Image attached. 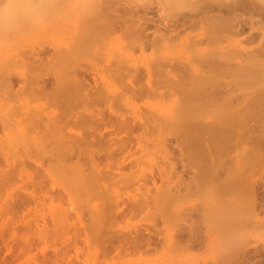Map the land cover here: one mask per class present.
<instances>
[{
    "label": "rangeland",
    "instance_id": "obj_1",
    "mask_svg": "<svg viewBox=\"0 0 264 264\" xmlns=\"http://www.w3.org/2000/svg\"><path fill=\"white\" fill-rule=\"evenodd\" d=\"M161 1L162 0H0V264H43L47 256H51L54 252L64 253V249L66 250L65 252L68 253L66 256L70 255L71 261H74V264H167L169 261L172 262L174 258H178L177 260L182 258L177 261L176 264H224L226 260L224 255L227 253V251L225 252L227 249L224 245V234L231 227L230 225L234 226L235 223L228 224L229 228L223 226L219 230L214 228L212 232L209 230L210 235H212V243L208 250L198 251L192 249L185 251L181 249L180 246L176 245L167 248L158 246L157 251H150V253L143 252L141 254L135 252L132 256L130 255L131 258L129 259L127 257L130 256H125L121 259L116 257L115 259L113 252L101 254L96 251L97 245L100 246L99 243L101 242H99L100 238L97 235L100 227L101 229L103 228V231L100 230L99 234L102 235L103 233L104 235H110L113 233L115 234L117 231L133 233L138 229L149 226L153 220H160V226L164 225L162 224L163 218L161 216L166 214L160 212V210L159 212L162 214H159V212L157 214L155 211L150 212V215H152V213L153 215L149 216V214L146 215L145 212H137L136 215L134 214L133 216L116 219L113 217L115 214L114 209H109H111L110 206L114 205L112 204L114 200L121 201V203H130L129 201L133 203L135 200L132 201V196H135L136 201L140 198L139 196H142L144 193L142 190L145 189L141 190L140 188L137 189V187H141V185L143 187L142 182H147V185L150 186V177L156 173L158 174L161 167L163 168L168 165V162L166 164L164 158L166 156V150L152 147V143L144 149L135 148L132 153L127 156L126 152L117 151L112 155L109 154L110 152L106 148L102 147L103 149H101L95 146L97 149H100L99 165H97L96 168L100 174H103L102 183L105 185V190H107L105 191L103 188H99L97 185L98 183L92 180L94 178H90L92 174L94 175L95 172L96 174L99 172L95 170L93 173V168L87 165L88 163L83 158L78 161H74V158L72 161L65 158V160H67L65 162V160L61 158L65 153L63 152L64 154H62L63 150L61 148L62 151L58 150L59 144H55L56 139H58L57 136L61 135V133L59 134V132H56L58 128L61 131H65L64 135H67L66 133L69 134L71 131L84 133L87 130L89 131V122H87L89 117L92 118L96 114H98V117H109V115H111V109L123 116L131 117L133 113L142 112L143 114L144 112V114H146L149 109L152 111V108L160 106L162 107V112L163 110H165L166 113L169 111L167 114L165 112L162 113L163 115L161 114V117L165 116L163 119H166L167 116H170L168 114H170V112L172 113L175 109L174 106L177 109V105L179 106L181 104L179 108L182 107L183 100L181 101L179 99L184 95L183 91L178 89L183 93H181V97H179V91L173 92V88H168L169 84L165 82L167 78H165V80L163 77L164 81L161 82L162 80L160 81V78L162 77L159 76L160 74L154 73V71L157 70V66L153 63L157 57H171L175 53L181 52L180 50L183 48V50H185V48L196 39L195 35L199 31V27L195 26L184 29L175 36H170L172 32H169L167 33L168 36L166 39L161 43H158L156 46L154 45V47L148 46L143 52L138 48V43L141 40L139 36L132 33L126 34L127 32L123 34L124 31L123 33L121 32L127 28L124 22L120 23L116 28L111 27V24L114 23L116 19L114 14L116 10H119L127 19H130V15L135 11L139 14L145 12L149 13L150 16H153L154 21H157L156 23L151 22L150 24V29L153 30L157 27H162L161 25L155 26V24H159L160 22L165 26L178 22L177 16L181 13H185L188 8V0H177L179 3L174 0L176 4L172 7H169L165 2L163 7L159 6L161 5ZM224 2L240 6L239 20L247 23L243 25V33L231 35L232 32L236 31L237 22L236 19L230 21L229 25L224 29L222 42L218 43V46L216 45L215 47L219 48V46H221V48H224L223 50L228 53H232L235 49H239L242 54H245L244 56L242 55L243 59L241 58L242 60H240L241 64H250L252 62L250 58L252 54H254L257 44L264 41V18H259L256 14L254 15L257 9L264 10V0H224ZM69 7L79 10L88 9L87 11H89V9H91V11L92 9L95 11L101 9L103 13L99 15L100 18H95L96 21L91 29H83V34H81V28L85 26H80V22H75L67 17H61L54 21L42 20V15L45 13L47 14L55 9ZM30 9L34 14L31 12L29 16L28 10ZM225 16L231 19V15ZM255 16L258 22H255V27L251 30L248 27V21L250 18H255ZM202 24L201 22L200 25ZM89 30L93 32H89ZM162 30L164 29L162 28ZM250 33L255 36L251 43L246 41V37ZM79 43H85L86 48H77L74 51H72L73 49L70 51L67 50L68 47H76L72 44L77 45ZM186 50L188 51L181 53L185 57H188V55L191 54H188V52L191 51L187 48ZM237 51H235V53ZM228 61V59L227 61L224 60V78L222 77L224 79V90L222 89L223 86L221 87L224 93L222 91L220 92L223 94L218 92L220 90L219 88L218 90L215 89L214 92L220 95V98L222 95L224 96V104H222L224 108H222L221 101L219 102L221 106H217L224 110V154L217 158L220 159L223 157L222 159L219 161L216 160L218 163L215 164L219 165L216 166L214 164L216 170L222 169V172L210 174L208 176V182L215 188L224 185L221 187L223 191H221V194H224H220L221 197H224H222V200H224V209L219 208V211H215V216H218L219 212V216L224 215V218L228 217L227 214L230 216H234L235 214L239 216L241 214V217H246L244 213L248 214L246 218L242 219L246 222L241 223L240 226L243 225L245 233L249 232L250 234H247V236L244 235L243 237L245 239L249 237L247 241H249L250 244L252 243V246L262 247V244H264V221H262L264 213L262 212L264 211L261 212V210L258 209L257 202L253 203L256 199L253 201L250 200V198L254 193L258 195V191L264 190V187H262V183H264V142H262L264 138L262 137L264 136L261 137V135H264V133H262V131H264V115L259 113L262 116H258L256 112V116L253 117V119L251 117L249 120L250 108L252 109V107H248L250 110L249 116L245 115V117H243L244 113L242 110L244 109V102L246 99L248 100V94H244L245 88L247 86H254L255 89L259 90L264 88V74L257 77V73L255 74L252 71L242 72L233 66V64H235L234 62L232 65L230 63L229 66ZM145 64H147L151 71L150 74L152 77L150 76L149 78H155V80L158 79L161 82L159 84V81L156 80L158 82L157 90L160 92V97H155L156 95L152 93L149 94V92L140 97L131 96V94H129L130 85H128L126 81L128 78L124 76L125 72L120 76L121 79L113 80L117 69H123L126 72L137 69L143 73L145 72ZM68 65H72L73 67L76 66L74 68H85L84 70H87L91 86L87 100H85L84 92H80L79 97L78 94L71 93L67 98L63 95L65 93L62 91L59 92L60 90H58L56 93L57 95H55L53 92L56 91L55 88L58 87L57 85L51 86L47 84L46 93L42 91L41 88H43V84L41 79L43 77L46 78L47 75L65 70ZM171 73L179 74L176 70ZM6 74L13 75L11 81L5 80L4 76ZM154 75L157 78L154 77ZM255 75L256 77H254ZM122 77H124V80ZM218 77L220 78L221 76L218 75ZM110 78L111 81H109ZM219 78L217 79L216 76L217 80H219ZM93 79H96L95 82ZM120 80H122V82ZM219 82H221V80H219ZM221 83L223 84V82ZM154 84L155 83H153V86H155ZM222 84L218 85L221 86ZM218 85L217 87H219ZM248 87L247 93L251 92L248 90L251 87ZM60 88L62 90L64 85H60ZM170 88L173 90L171 91ZM51 90L52 93L49 94ZM167 92H169V94ZM216 96L214 97L213 94L214 98L212 99H215ZM218 98L215 100L217 101ZM66 99L70 101L68 107H65L64 101ZM182 99H184V97ZM177 101H181V103ZM209 103L207 102L206 104L210 105ZM215 103H213V107L215 106L214 109L218 111L216 112L215 110V112L218 114L221 110L216 108V105H219V103L216 105ZM247 104L245 103L244 106ZM210 107V110H213L212 105ZM256 109L253 112H255ZM177 110L180 111L179 109ZM189 112L191 113V110ZM212 112L216 115L214 110ZM244 112H246V108ZM150 113L147 114L150 115ZM182 114L185 113L182 112ZM47 115L50 116L49 120H46ZM175 116L178 117L177 112ZM239 117H248V119L242 120L241 118L239 119ZM99 127H101V125ZM55 128L57 129L54 130ZM52 130L58 134H54ZM38 131H40V133ZM30 135L37 136L34 141H43L42 144L37 142L41 144V146L34 147L33 143H30ZM165 135L172 140L171 142L169 141L170 139L168 140L162 135V137L166 138V141L168 140V142L171 143L167 142V144H170L167 146L169 149L168 152H171L172 155L177 154L178 156L179 150L177 149H179V145L177 146V143L175 144L176 141L173 140L172 135ZM259 135L262 139L259 138ZM50 136L53 137V139L55 137L57 138L53 142ZM142 140L145 142V139ZM163 141H165V139ZM58 142H60L59 139ZM178 143L180 144L179 140ZM51 145L53 146V150L50 148ZM58 152H61L62 156ZM64 156L66 157V155ZM176 160L177 164L178 157ZM130 164L133 166L131 169L129 168ZM167 167L168 166H166V168ZM46 168L50 169L49 175L46 173L48 170L45 171ZM175 168L176 170L173 172H178L176 175L182 172L184 168L183 173L185 177L188 176V179L185 178L187 180H190L189 176H193L192 174H194L188 167H186V171L180 161ZM84 172L87 175H85ZM118 172H123L124 175H122V173V176H116ZM50 173L56 176L55 181ZM81 173L85 176L82 175L81 177L83 178L77 180L78 175ZM41 175L49 178H45L48 183H45L46 181L43 179L44 183L42 184L45 185L43 186L41 184L42 187L41 185H37L39 180V183L42 182L41 179L43 177ZM52 178L53 184L51 182ZM170 178H172L171 181L173 182H179L175 174ZM90 179L93 181L92 183H89L88 180ZM47 184L52 185L50 186ZM67 190L69 194L66 192ZM100 190H104L105 193L102 195V193H99L101 192ZM148 190L151 192H148L151 195V190H154V187L150 186ZM153 192L155 193V190ZM67 194L70 195V197H68ZM106 194L112 197H107ZM256 195L254 197H258ZM181 197L182 196L178 198L176 203L170 205L167 212L169 220L166 219L167 217H164L166 220L163 219L167 221L166 223L168 226L166 225V227L170 230L174 229L175 231V229L180 226L178 222L179 219L186 217L185 212L190 211L192 214L191 220L196 221V227H199L203 234L202 237H204L205 225L201 220L194 217L195 213L192 212V210H194L193 206L197 204L196 199L189 195H185V198ZM241 197L243 199H241ZM110 198L113 199L111 200ZM139 200H141V198ZM193 203L195 204L193 205ZM227 203H230L231 206L227 205ZM251 203L256 206H252ZM103 207L106 209L103 210ZM62 208L69 210V214H66L68 218L66 215L63 216L64 213ZM96 209L100 210L98 214L96 213ZM178 209H183L184 211L181 210L182 212H180ZM60 210L63 214H60ZM182 213L184 216L181 215ZM255 213H257V215ZM154 215L158 218L156 219ZM101 216H107L110 220L107 217L108 220L106 218L102 220L100 218ZM257 220L262 222H260L261 225ZM255 221L258 223L257 225H255ZM251 227H256L258 230H253ZM87 232L88 234L90 233L89 235L96 234L95 236H97L99 240L97 241V239H93L92 236H88V239L91 237V241H83ZM171 232H173V230H171ZM76 234L79 235L80 238L75 242L73 237ZM220 241L222 244H220ZM87 242L88 244H86ZM113 244L116 243L114 242ZM76 248H82L80 253H77ZM43 253H45L46 256H43ZM64 259L59 260L58 258L55 264H64ZM67 261L66 264L68 263ZM170 262L168 264H170ZM45 264H51V262H46Z\"/></svg>",
    "mask_w": 264,
    "mask_h": 264
},
{
    "label": "bare ground",
    "instance_id": "obj_2",
    "mask_svg": "<svg viewBox=\"0 0 264 264\" xmlns=\"http://www.w3.org/2000/svg\"><path fill=\"white\" fill-rule=\"evenodd\" d=\"M176 1H174V0H162L160 2L161 5H159V6L163 7L164 2H165L168 4L169 7H172L173 5L176 4ZM177 3H179V1H177ZM187 7L188 8H187V11L185 13H181L177 16L178 22H175L169 26H165L163 23L160 22L159 24H155V26L161 25L162 27H160V28L157 27L153 30L150 29V24H151V22L156 23L157 21H154L153 16H150L149 13H147V12H145L143 14H139L138 12L135 11L130 15L131 18L127 19L121 14V12L119 10L118 11L116 10V11H114L116 19L114 20V23L111 24L112 25L111 27L116 28L120 25V23L124 22V24L127 26V28L125 30H122V31L119 30V31H121L122 33L124 31L123 34H125V32H127L126 34L132 33V34H135L136 36H139L141 38V40L138 43V48L141 52H143L145 50V48L148 46L154 47V45L156 46L158 43H161L164 39H166V37L168 36L167 33H169V32H172V34L170 36H175V35H178L184 29H187L190 27H195V26L199 27V31L195 35L196 39H194L192 44H190L188 47H186L187 49H189L191 51V52H188V54L191 53L190 54L191 57H190V55H188V57H185L184 55H182L181 52L185 53L188 51V50H186V48H185L186 51L183 50L184 49L183 48L182 49L183 51L180 50L181 52L175 53L171 57L165 58V57L161 56V57L156 58L154 56L156 59H155L153 64L157 66V70L154 71V73L160 74L159 76L162 77V78L159 77L160 81L161 80H162L161 82L164 81L163 77H164V79L167 78L168 81L165 79L166 80L165 82H167V84H169L168 88L169 87L173 88L174 89L173 92L179 91L180 92V93L178 92L179 95L182 93L181 90L184 93V95H182V97H181V95L179 96V97H181L179 100H181V101L183 100L182 101V103H183L182 107L179 108V106H181V104L179 106L177 105L178 103L176 104L178 107L177 109H179L180 111H178L176 109V107L174 106L175 109L172 111V113L170 112V114H168L171 117L167 116L166 119H163V118H165V116L161 117V114L163 112H165V110H163V112H162L161 111L162 107H160V106L152 108V111L149 109L148 110L149 112L147 111V113H150V111H151L150 115L147 113L144 114V112L142 114V112H141V113H133V115L131 117L123 116L122 114H119L115 110L111 109L110 110L111 115H109V117H106V118H104L103 116L98 117V114L94 115L92 118L89 117L87 119V122H89V131L87 130L84 133L79 132V131L78 132L77 131H75V132L71 131L72 133L69 132V134L66 133L67 135H64L65 131L62 130L63 131V133H62V131L59 130V128L58 129L55 128L54 130L57 129L56 132H59V134L61 133L60 136L59 135L57 136L60 142H58V139H56L57 137H55V136L58 133H56L54 130H52V131H54V134L56 133V135L54 136L55 138L53 139V137H51V136L50 137L53 140V142L56 139L57 142L55 141V144L56 143L59 144V147L57 146L58 150L59 151L63 150L62 154L65 153L64 155H66V157L64 155L62 156L61 152H58L62 156L61 158H63V160H65V158H67V160L70 159L72 161V159L74 158V161H78L79 159L83 158L88 163L87 165H89L91 168H93V170H92L93 173L95 170L97 172H99L96 167H97V165H99L98 160L100 159V157H99V152H100L99 150L100 149H97V148L103 149L102 147H104L107 150H109V152H110L109 154H112V155H114L115 152H117V151L126 152L127 156H129L135 148L144 149L147 146H150V144H152V143H153L152 147L163 148L166 150V156L164 158H165L166 164L168 162V165H166L168 167L167 168H166V166L163 168L161 167L158 174L156 173L155 175H152L150 177V180H149L150 186L154 187L155 193L153 192L154 190H151L152 194L150 195L151 192L148 190V187H150V186L147 185V182H144V183L142 182L144 188L142 187V185H141V187H139V186L137 187V189L138 188H140L141 190L145 189V190H142V191H144V193L141 191L145 195H143L142 193H140V194H142V196L138 195L141 198V200H139L140 198L138 196L137 197L139 199H137V201L135 199V196L134 197L132 196V198H133L132 201L135 200L133 203L131 201H129L130 203H127V202L121 203V201L119 202L117 200L116 201L114 200V203H112L114 205L110 206L111 209H109V210L114 209L115 214L113 217L116 219L129 217L131 215L133 216L134 214L136 215L137 212H141V213L145 212L146 215L149 214V216H152L153 213H152V215H150V212L156 211L158 214L159 210H160V212L166 214V215H162V216L159 215V216H161L163 219H165L164 217H167L166 219H168L169 215H167V212L169 210L170 205L176 203L178 198H180V196H182L181 198H185L184 197L185 195H189L190 197H193L196 199L197 204L195 206L194 205L195 203H193L194 210H192V212L195 213L194 217L201 220L202 223L205 225L204 233L206 236L204 235V237H202L203 234L201 233V230L199 229V227H196V221L191 220L192 214L190 211H188V212H185L186 217L179 219L178 222L180 223L179 224L180 226H178L177 229H175V231H174V229H171V230H173V232H171V230L166 227V225L168 226V224L166 223L167 221H165L166 219L165 220L162 219V224H164L162 226H160L161 225V223L159 222L160 220H157V221L153 220V222L150 223L149 226L146 225L147 227L142 228V229H138L137 231H134L133 233H130V232L127 233V232H122V231L116 232L115 231L116 232L115 234L113 233L110 235H104L102 233V235H101L99 233H100V230L103 231L102 230L103 228L101 229V227H100L98 234H97L98 237L100 238V240L97 236H95L96 234L94 235L92 233L94 235L93 236V235H89L90 233L88 234V232H87L88 235L87 234L85 235V237L83 238V241L90 242L91 237H90V239H88V236H92L93 239H97V241L99 240V242L101 241L99 243L100 246L97 245V249H96V251H98L99 253H101V254L108 253L109 254L110 252H113L115 259H116V257L121 259L122 257H125V256H130V255L132 256V254L135 252L141 254L143 252H146V253L149 252L150 253V251L151 252L157 251L158 246H161L163 248H165V247L167 248V247H170L172 245H176V246H180L181 249H183L185 251L186 250L187 251L192 250V249H196L198 251L199 250H208L211 246V243H212V239H211L212 235H210V232L213 231V228L219 230L223 226L228 227L229 226L228 224L235 223L234 226L230 225L231 227L230 228L228 227L229 229L226 227L228 230L225 233L226 235L224 234V245L227 249V250H225V252L227 251V253L224 255V257L226 258V260L224 261V264H264V244H262V247L254 246V245L252 246L251 245L252 243L250 244L249 241H247V239L249 237L246 239L243 237L244 235L247 236V234H250L249 232L245 233L243 225H242L243 227L240 226L241 223L246 222V221H243L242 219L246 218L248 216V214L244 213L246 217H244V216L241 217V214L239 212V214H240L239 216L235 214L236 216L234 215L235 216L234 217V216H230L229 214H227L228 217L224 218V215L219 216L220 215V212H219V215L215 216V213H214L215 211H217L219 208L224 209V206H223L224 200H222L223 196L221 197V195L224 194V193L221 194L223 192L221 187L224 185H221V187L219 186V188H220V190H219L218 187H217L218 188L217 189V188L213 187L212 185H210L208 182V179H209L208 176L210 174H214V172H218V173L222 172V169L216 170V167H214V164L218 163V162H216V160L219 161L223 157H221L220 159H217V158L220 157L222 154H224V110L219 108L222 104H224V96L222 95L224 93L223 92V90H224V86H223L224 85V79H223L224 78V73H223V71H224V60H226V61H227V59L229 60L228 61L229 66H230V63L232 65L234 62L235 64H233V66L235 68L241 70L242 72L252 71L255 74L257 73V77H258L259 75L264 74V41H261L257 44V47L254 50V54H252V57L250 58V59H252V62L250 64L249 63L248 64H241L240 60H242L243 56L245 55V54L241 53V50L235 49V51L239 50L237 52H240L241 56L243 55L242 57L240 56V53H237V52L235 53V51L232 53L229 52L230 53L229 54L228 52L224 51L223 50L224 48H221V46H219V48L215 47L216 45L218 46V43L222 42L223 37H224V29L229 25L230 21H233V19H236L237 24H236V31L232 32L231 35H239V34L244 32L243 25H245L247 22H245V21L241 22V20H239L240 6L235 5V4H230V3L228 4L227 2H224V0H188ZM30 10H28V15L29 14L31 15L32 10L31 11ZM87 10H79L77 8H70V7L69 8L55 9L50 13L48 12L47 14L46 13L43 14L42 20L43 21H54V20L61 18V17H67L70 20H73L75 22H77V21L80 22V26H85V27L81 28V30H82L81 34H83V29L84 30L86 28L91 29V27L94 26V23L96 21L95 18L96 17L100 18L99 15H102V13H103V10L101 11V9H98L96 11L93 9H92V11H91V9H89V11H87ZM32 13L34 14V12H32ZM255 14L259 18H264V10H262V9H257L256 12H254V15ZM225 15H231V19H229ZM201 22L203 23L202 25H200ZM255 22H258L256 16H255V18H250V20L248 21L249 29L252 30L255 27L254 26ZM162 28L164 30H162ZM114 30H116V29H114ZM84 32H87V31H84ZM89 32H93V31L89 30ZM254 38H255L254 34L250 33L246 37V41H249V43H251L254 40ZM72 45L76 46V47H72V46L68 47L67 48L68 51H70L71 49H73L72 51H74L77 48H80V49L86 48L85 43H79L77 45L72 44ZM78 51H81V50H78ZM224 52H226V53H224ZM224 55H225L226 59L224 58ZM74 67H76V66H74ZM74 67L72 65H68V67L65 68V70H63V71L61 70V72L59 71L58 73H55L52 75H47L46 78L43 77L41 79L42 84H43L42 85L43 88H41L42 91H44V93H46L47 84H49L51 86L57 85L58 87L55 88L56 91H54L53 94L57 95L56 94L57 91L60 90L59 92L62 91L63 93H65L63 95H65L68 98L71 93L78 94V97H79V93L84 92L85 100H87V96L89 95L90 89H91L90 82H89L90 78L88 79L89 74H88L87 70H84L85 68L83 69V68H74ZM144 70H145V72L142 73V71H138L137 69L133 70L131 72H126L123 69H117L115 71V74H114L115 77H113V80L114 79L119 80V78L121 79L120 76L123 75V73L125 72L124 76H126V78H128V80H126V81H127V84L130 85V87H129L130 93L129 94H131V96L140 97L144 94L146 95V93L149 92V94L152 93L153 95H156L155 97H160L161 96L160 92H158V90H157V86H158L157 81H159V80L156 79L157 80L156 81L155 78L154 79L149 78L150 76L152 77V75L150 74L151 71L148 68L147 64H145ZM175 70L178 71L179 74L171 73ZM155 75H154V77L157 76V75L156 76ZM218 75L221 76L220 78H222V77L223 78L220 79L218 77ZM165 76H167V77H165ZM216 76H217V79L219 78V80H221V82H223V84L221 82H219V80L216 79ZM254 77H256V75ZM4 78L7 81H11L13 78V75L6 74L4 76ZM122 78L124 80V77H122ZM95 80H94V82H95ZM152 80H154V81H152ZM251 80L254 81L253 79H251ZM109 81H111V78ZM120 81L122 82V80H120ZM160 81H159V84L161 83ZM104 82H105V80H104ZM153 83H155L154 85L156 87L153 86ZM217 83L222 84V85L219 86ZM110 84H111V82H110ZM250 84H251V82H250ZM60 85L61 86L64 85V88H62V90L60 88ZM217 85L219 87H217ZM215 86H216V88H215ZM221 87L223 90L221 89ZM247 87L244 90V94H246V95L248 94V97L246 96L248 98V100L246 99L247 102L243 101L244 102V104H243L244 109L242 111L244 113L243 117H245V115L249 116L248 114H249V111L251 110L250 111V118H249V120H250L251 117L253 119V117L256 116V112L258 113V116L264 115V88H261V90H259V89H255L254 86L253 87L250 86L252 88V90L250 87H248V88H250L248 90H250L251 92L247 93ZM218 88L220 89L218 92H220V91L223 92V93L220 92V93H222L221 98H220V95H217L216 93H214L215 89L218 90ZM173 89H171V91ZM178 89H181V90H178ZM52 90H54V89H52ZM52 90L49 92V94L52 93ZM167 93L169 94V92H167ZM220 93H218V94H220ZM157 94H158V96H157ZM213 94H214V97L217 95L215 99H217L219 97L221 100L219 98H218L219 101L212 99V98H214ZM183 97L185 100L182 99ZM222 98H223V101H222ZM181 101L180 102L177 101V102L181 103ZM209 101H210V103H209ZM220 101L222 102L221 105L219 103ZM64 102H65V107H68V104L70 103V101L68 99H66ZM207 102L210 105L206 104ZM215 102L219 103V105ZM213 103H215V105L217 104L216 108L221 110V112L219 110L220 113L216 114V112H218V111L216 109H214L215 106L213 107V105H214ZM245 103L246 104L248 103V104L246 106H244ZM211 105H212L214 113L216 115L213 114L212 109L210 110ZM217 106H219V107H217ZM249 106L252 107V109L250 108V110H249L248 109ZM222 108H224V106ZM245 108H246V112H244ZM253 108H254V110L257 108L255 112H253L254 111ZM190 110H191V113L189 112ZM215 110H216V112H215ZM176 112H177L178 117L175 116ZM182 112L185 114H182ZM245 113H247V114H245ZM259 113H262V115H260ZM251 114H255V115H251ZM47 116H48V118H47ZM47 116H46V120L47 119L49 120L50 116L49 115H47ZM237 118H238V116H237ZM240 118L241 117H239V119ZM241 119L242 120L248 119V117L241 118ZM81 124H83V123H81ZM100 125H101V127H99ZM52 131H50V132H52ZM38 132L40 133V131H38ZM150 133H151V135H150ZM164 133L167 134V136L169 134L172 135L173 140L176 141V142L174 141L175 144L177 143L176 145L177 146L179 145L178 146L179 149H177V150H179L178 156H177V154L172 155L171 152H168L169 149L167 148V146L171 144L170 142H168V140L170 138L166 137V135ZM262 133H264V131H262ZM46 134H47V132H46ZM44 135H45V133H44ZM162 135L164 137H166L168 140L166 141V138L162 137ZM30 136H31V138H29V140L31 141L30 143H33L34 147L41 146L43 141H40V142H39V140L34 141L36 139L35 137H37V136H33V135H30ZM262 136H264V135H261V137ZM41 137H43V136H41ZM45 137H47V136H45ZM261 137L259 135V138H261ZM162 138H164L166 142L163 141L164 139H162ZM262 138H264V137H262ZM45 139H47V138H45ZM142 139H145L144 140L145 142H143ZM178 140H179L180 144L178 143ZM169 141L172 142L171 139ZM37 142H39L41 144H38ZM47 142H46V144H47ZM167 142L170 144H167ZM262 142H264V141H262ZM60 143H61V145H60ZM46 144H43V145H46ZM49 144H51V143H49ZM50 148H51V150H53L52 145L50 146ZM50 148H48V149H50ZM177 157H178V163L180 161V163H182L183 167H185L186 171H187L186 167L190 168L191 171H193V173H194V174H192L193 176H189L190 180H187L188 176L185 177V175L183 173L184 168L182 169V172H179L178 175H176L178 172H175V173L173 172L176 170L175 167L178 165V163L176 164ZM61 158H60V160H61ZM172 159H173V161H172ZM67 160H65V162ZM183 162H185V163H183ZM217 165H219V164H217ZM132 167L133 166H131V164H130L129 168L131 169ZM46 170H48V171H46ZM45 171L49 175L50 169L46 168ZM122 173L123 172H118L117 173L118 175H116V176L124 175V173L123 174ZM172 174L173 175L175 174V176L178 177V179H179L178 183H177V181H175V182L171 181L172 178H170V177L173 176ZM50 175H52V177L54 178V181H55L56 176H54L53 173H50ZM82 175H84V174L81 173L80 175H78L77 180H80V178H83V177H81ZM85 175H87V174L85 173ZM94 175L92 174L90 176V178L91 179L94 178L92 180L94 182L98 183L97 185L99 186V188H101V189L103 188L105 190V187H104L105 185L102 183V180H103L102 175L103 174H100V172L96 174V172H95ZM42 177H41L42 179L39 178L42 180V182L39 183L40 182V180H39V182H37L38 183L37 185H41L42 183H44L43 179H44V181H46L45 183H48L47 179H45L48 177L44 176V175ZM53 178H52V180L50 179L52 184H53ZM185 178H187V179H185ZM91 179L88 180L89 183L93 182ZM223 184H224V182H223ZM42 185L44 186L45 184H42ZM42 185H41V187H42ZM47 185H50V184H47ZM262 187H264V183H262ZM104 190L103 191L100 190L101 192H99V193H102V195H103L105 193ZM105 191H107V190H105ZM66 192H68V194H69L68 190ZM139 192H140V190H139ZM148 192H150V193H148ZM68 194H67V196L70 197V195H68ZM107 194H108V192H107ZM254 194L256 195V193H254ZM254 194L252 195L250 200L254 201L256 199L257 201L255 200V202H253V201L252 202L253 203L257 202L256 204L258 206V209H260L261 212L264 211V190L257 192L258 195H256V196H258V197H254L255 196ZM108 196H110V195H107V197ZM110 197H112V196H110ZM236 198H235V200L237 202ZM104 199H105V197H104ZM110 199L112 200L113 198H110ZM241 199H243V198L241 197ZM104 201H106V200H104ZM231 202H232V200H231ZM107 205H109V204H107ZM227 205H230V203H227ZM252 206H256V205L252 204ZM107 207H109V206H107ZM62 209H63L62 211L64 214L61 212V210H60V214L62 213L63 216L66 214H69L68 209H65V208H62ZM105 209L106 208H104L103 210H105ZM172 209L175 210L174 208H172ZM181 210H183V209H181ZM181 210H179V211L182 212ZM98 212H100L99 209L97 210L96 213L98 214ZM160 212H159V214H162ZM234 212H235V210H234ZM262 213H264V212H262ZM255 214L257 215V213H255ZM181 215L184 216L183 213ZM57 216H59V215H57ZM63 216H60V217L65 218ZM106 217L101 216L100 218L103 220ZM67 218H68V216H67ZM107 218L109 219V217H107ZM155 218H156V216H155ZM259 220H261V219H259ZM259 220H257V221L259 222ZM262 221H264V218H262ZM97 222H99V221H97ZM99 223H101V222H99ZM255 223H256V221H255ZM261 223H260V225H261ZM257 224L258 223H256L255 225H257ZM100 225H102V224H100ZM100 225H98V226H100ZM238 225H239V227H238ZM244 225H246V224H244ZM252 228L253 227H251V229ZM247 229H249V228H247ZM255 229H257V228L256 227L253 228V230H255ZM209 230H210V232H209ZM249 231H251V230L249 229ZM246 232H247V230H246ZM73 238H74V241L76 242L80 238V236L76 234ZM221 241H220V244H222V242H223V241L222 242ZM88 242L86 244H88ZM114 242L116 244H113ZM81 249L82 248H76L77 253L78 252L80 253ZM65 251L66 250L64 249V253L63 252L62 253H59V252L55 253L54 252L52 255L50 254L51 256H47L46 259H44L45 258L44 257L43 258L44 259L43 264H45L46 262H51V264H55V262L58 260V258H59V260L66 258L68 261L66 259H64L65 260L64 264H66V261L68 262L67 264H74V261H71L70 255L66 256V254L68 255V253H66ZM82 252H83V250H82ZM81 255H82V253H81ZM43 256H46L45 253H43ZM131 256L127 257V258L129 259V258H131ZM177 259L178 258H174L172 260V262H170L169 260L168 261L170 262V264H176V262L182 258H179V260H177Z\"/></svg>",
    "mask_w": 264,
    "mask_h": 264
}]
</instances>
